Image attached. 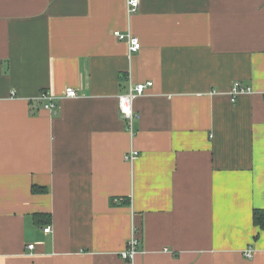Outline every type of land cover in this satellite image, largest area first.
I'll list each match as a JSON object with an SVG mask.
<instances>
[{
	"label": "crops",
	"instance_id": "1",
	"mask_svg": "<svg viewBox=\"0 0 264 264\" xmlns=\"http://www.w3.org/2000/svg\"><path fill=\"white\" fill-rule=\"evenodd\" d=\"M146 82L131 136L117 97ZM255 210L264 0H0V264H264Z\"/></svg>",
	"mask_w": 264,
	"mask_h": 264
},
{
	"label": "built area",
	"instance_id": "2",
	"mask_svg": "<svg viewBox=\"0 0 264 264\" xmlns=\"http://www.w3.org/2000/svg\"><path fill=\"white\" fill-rule=\"evenodd\" d=\"M139 7V0H126V9L127 14H134ZM114 37L123 41L127 44L128 52L130 55L137 53L141 44L139 39L133 36L130 32L121 33L116 31L113 33ZM152 86V82L146 83H133L130 84L127 91L119 94L117 97V106L118 112L120 116L123 118V121L126 125V129L128 133L133 136L134 135V124L140 118L139 114L134 110L135 100L139 97H142L146 90ZM252 90L248 87H242L239 82H235L230 90L231 101L235 102L236 98L243 94H251ZM77 92L72 87H67L64 90L63 95L60 98H76ZM56 97L53 96L50 92L41 91L39 95L36 97L35 102L43 109L48 112H54L56 109L55 104ZM138 157V152L135 150H131L128 154H126L125 158L127 161L132 162L136 160ZM118 200H114L116 202ZM51 231L50 227H46L43 232L49 233ZM137 228L134 226L131 230V237L127 242L125 250L121 253V258L126 261H131L133 258L139 254L140 243L139 239L136 236ZM28 249L32 250L34 248L33 245L27 246ZM245 257L251 258L252 252L247 251L244 254Z\"/></svg>",
	"mask_w": 264,
	"mask_h": 264
},
{
	"label": "trees",
	"instance_id": "3",
	"mask_svg": "<svg viewBox=\"0 0 264 264\" xmlns=\"http://www.w3.org/2000/svg\"><path fill=\"white\" fill-rule=\"evenodd\" d=\"M33 192H45V189L40 187H33ZM253 223L256 227L261 230H264V210H255L253 212Z\"/></svg>",
	"mask_w": 264,
	"mask_h": 264
}]
</instances>
